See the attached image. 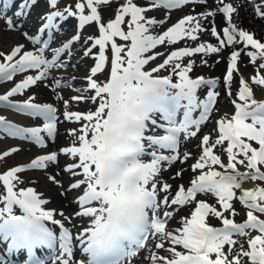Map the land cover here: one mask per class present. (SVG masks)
<instances>
[{"label": "snow or ice", "instance_id": "6c2138e0", "mask_svg": "<svg viewBox=\"0 0 264 264\" xmlns=\"http://www.w3.org/2000/svg\"><path fill=\"white\" fill-rule=\"evenodd\" d=\"M36 2L19 0L13 16H7L6 10L13 7L14 0H4L0 18L4 19L6 30H19L18 18L27 16ZM58 2L46 0L50 10L40 17L37 33L22 32L37 46L35 50H26L21 43L7 52L0 50V83L13 81L20 73L36 72L25 75L0 94V105L42 120V125L23 127L0 115V131L40 148L55 141L57 107L34 102L33 95L22 102L11 99L45 81L50 83H44V87H50L63 103L64 120L77 124L66 129L70 137L67 146L37 155L29 163L0 174L4 190L0 192V243L8 242L7 253L26 250L25 264H46L35 250L55 248L57 236L46 223L51 222L60 229V252L52 257V264H131V258L150 241H155L154 248L165 254L152 251L146 257L149 264H264V219L257 215L264 214V187H243L245 180L264 181V100H257L253 89V85L264 89V42L233 22L237 7L229 0H214V9L208 7V0H146L143 4L124 0L115 9L114 18L104 22L99 9L110 6L112 0H77L74 6L52 10ZM190 5L189 14L162 32L154 31L165 24L171 11ZM197 6L205 10L195 13ZM161 9L166 10L161 19L147 15ZM254 13L264 19V0L255 3ZM218 14H222L226 24L219 30L215 22ZM72 17L78 21L76 33L46 54L53 30L59 29L57 19L66 21ZM93 23L98 35L85 38L80 53L82 60L90 59L92 64L86 68L83 87L76 89L79 94L64 100L56 90L70 85L57 78L54 70L71 66L68 60L74 55L73 46L81 41L85 26ZM206 32L218 43H197L200 34ZM41 34L49 39L42 41ZM181 42L185 46L173 47ZM158 47L164 50L154 51ZM229 47L232 50L227 57L223 86L225 94L234 97L230 101L234 112L215 121V139L211 132L200 137L196 145L198 156L190 165L195 175L189 186L181 183L172 195V185L163 180L161 172L192 158V153L180 152L181 138L198 136L220 95L216 90L220 78L190 76L196 65L192 58L197 54H220ZM241 53L256 65L255 74L249 79L240 76L233 93ZM158 57L162 62L146 67ZM200 63L208 65L207 59ZM161 70L168 74L160 75ZM105 72L104 80H98ZM202 88L207 89L203 98L198 95ZM70 101L88 103L90 107L69 111ZM217 148L226 154V163L215 153ZM19 150H5L0 157ZM61 155L69 158L63 165L59 161ZM145 156L150 159L145 161ZM238 165L246 171L241 172ZM28 170L43 171L44 179L59 189L60 196L67 198L72 193L70 202L76 207L72 217L62 209L46 210L44 206L50 200L34 187L18 188L22 182L19 174ZM182 171H177L172 179L181 177ZM61 175L66 177V183L59 178ZM37 180L30 178V183ZM198 195L213 198L216 203L198 199ZM234 201L246 209L242 222L235 220L238 211ZM193 205L188 216L180 217L179 227H168L180 208ZM56 215L61 219H55ZM73 218L83 224L75 238L63 222L70 224ZM209 218L218 220L220 226L211 225ZM76 244L82 258L75 256ZM0 264L11 262L0 254Z\"/></svg>", "mask_w": 264, "mask_h": 264}, {"label": "rangeland", "instance_id": "374dc122", "mask_svg": "<svg viewBox=\"0 0 264 264\" xmlns=\"http://www.w3.org/2000/svg\"><path fill=\"white\" fill-rule=\"evenodd\" d=\"M44 1V0H43ZM249 3L247 4L248 8L250 6H253L254 3H260L261 0H246ZM77 2V0H61V4L59 5L60 9H64L67 5H73ZM124 0H112V4L110 6H101L100 12L102 15V20L104 22L111 19L114 15L115 9L118 7L119 4L123 3ZM138 4H143L146 2V0H136ZM230 2V1H229ZM19 1L14 0V5L11 9V12L6 14L7 16H13V12L15 10V5H17ZM232 3V2H231ZM208 6L211 8H216V3L214 0H208ZM202 6H197L194 9L195 13H199L201 11H204V8H201ZM57 9V8H56ZM190 11H192V6H185L180 10H173L170 13L169 19L165 22V24L158 26L154 31L159 33L163 30H166L167 27L171 26L173 23H175L179 18H181L185 14H189ZM48 12V10L45 9L43 3L41 1L38 2L37 6H34L31 13L27 16L18 18V22L21 25V28L17 31H8L6 30L4 19L0 18V50L3 51H9L11 47L15 46L17 43H21L25 45L26 50H35V47L33 44H31L23 35V31H28L31 33H37V26L41 24L40 17L45 15ZM166 10H158L154 12L147 13L148 16H155L158 19H161L165 16ZM221 16V14H218ZM15 19V18H14ZM238 19V12L233 15V22H235ZM59 25L58 30L53 31V38L51 39V47L47 50L46 54L51 53L52 48L59 46L62 41H65L67 38H70L72 35L76 33V18L72 17L68 20H60L59 18L56 21ZM217 27L219 24H216ZM253 33V32H252ZM98 35V28L95 23L85 26V28L82 30L81 33V41L73 46V57L68 60V63L71 65L67 68H62L59 70H54V74L57 78H61L64 81L71 82L69 87L63 88V89H57L56 92L60 93L62 95L64 100H68L69 97L73 95H78L79 93L76 92L77 88H81L84 85L83 78L86 75V68L92 64V61L90 59L82 60L80 53H81V44L83 43V40L87 38L88 36H96ZM254 37L255 34L253 33ZM261 40V42H264V36L261 38L255 37ZM41 40H45L44 34L41 35ZM120 42V41H118ZM199 42H205V43H212L217 44L218 41L215 37L211 35L210 32L202 33L200 34ZM191 43V42H188ZM185 46V42H181L180 44H177L173 47H181ZM194 46V45H192ZM243 45H240L242 47ZM163 47H158L154 51H163ZM232 50L231 47L226 48L222 53L220 54H211L208 57H202L201 54H197L194 59L196 61V65L194 66L193 71L190 73V76L192 78H195L197 76H204L205 78H220V84L217 87V91H219L220 95L218 97V101L215 104L214 111L212 113V116L210 117V120L201 127V131L198 133V136L195 138H189L184 139L181 138V146H180V152L183 153L184 151H188L192 153V158H189V160L181 164L179 161L174 163L171 167L167 168V170H162L161 176L163 180L167 181L169 184L172 185L171 193L172 195L175 194V191L177 190L178 186L183 183L186 187L190 183V178H192L195 174L191 172L190 165L194 163V157L198 156L199 149L196 147V145L200 141V137H202L205 134L212 133L213 139H215V132L213 129L215 128V121L225 113H227L229 116L233 114L234 107L232 103L230 102L231 99L234 97H229L225 94V89L223 86V76L226 74V63H227V57L230 54V51ZM65 59H68L65 57ZM202 59H207L208 65H202L200 62ZM219 60V63H216V61ZM162 62V58H157L155 62H152L151 65L158 64ZM185 63H187V58L185 59ZM238 68L239 71L237 73H234V83L232 91L235 93L237 91L236 87V81L239 79L240 76H243L245 79H249L252 75L255 74V68L256 65L251 64L249 62V58L244 54L241 53V57L238 60ZM27 74H36L35 70H30L28 73H22L17 74L13 81H5L3 83H0V94H4L7 90H9L11 87L14 86L15 83H18L21 79L24 78ZM107 75V73H104ZM168 72L161 70L160 75H167ZM98 79V78H97ZM99 80V79H98ZM173 81H176V77H173ZM44 83H50V81H45L43 83L38 82L36 86H31L29 89H26L24 93L17 94L13 96L16 99L24 100L29 95L35 96V101L38 103H51L55 107H57V116L59 117L58 122V132L61 130V135L63 136V140L61 143V146H67L70 141V137L66 134V129L75 128L77 127V124L65 121L62 112L64 111V106L62 101H58L56 99L55 93L51 90V88H45ZM254 89V97L257 100H264V89H261L259 86L253 85ZM206 88H202L199 90L198 95L203 98L206 93ZM90 105L88 103H77L74 101L69 102V111H84L88 109ZM91 107L94 109L95 105H91ZM218 110V111H217ZM0 115H3L7 119H12L14 121L22 122L23 124H26V126H36L37 124L42 125V120L40 119H33L31 117L27 118L23 113L16 112L14 109L6 108L3 105H0ZM198 115V113L194 114ZM47 140V137H46ZM8 148H19L20 150L13 153L11 156L3 157V159L0 162V171H5L6 169L23 163H29L31 159L35 158L37 154H47L52 151H57L61 147H57L53 145L51 141L47 142V147L40 148L36 146L35 144L29 142V141H22L17 137H9L6 133L3 131H0V154L7 150ZM216 154L221 155L222 159H224L225 163L226 161V154L220 150L219 148L214 150ZM165 154H169L168 152H165ZM69 158L65 156H60L59 161L60 164L63 165L66 161H68ZM145 161H148L147 158H144ZM238 168L241 172L246 171L244 166L238 165ZM182 171V176L177 177L175 179H172V177L175 175L177 171ZM48 171H53L52 168H49ZM22 178V182L18 185V188H24V187H34L39 193L43 194L44 198H47L50 200V203L45 205L44 207L46 209H62L69 217L73 216L74 211L76 210V207L73 203L70 201L72 200V193H69L67 198L62 197L58 194L59 189H57L55 186H52L50 183H48L44 179V172L40 170H28L24 173L19 174ZM30 178H38L36 183H30ZM60 179L64 180L66 183V177L61 175L59 177ZM250 183L252 187L254 186H261L264 187V181H250L245 180L243 182V187L245 188V185ZM247 189V188H245ZM3 191L2 186H0V192ZM161 195H164V193H161ZM237 195H239V191H237ZM198 199H208L209 203L215 204L216 201L213 198H206L203 195H198ZM234 207L237 209L238 214L235 216L236 221H240V219H246V209L243 205H241L238 201H234ZM1 206V204H0ZM176 207V206H173ZM192 207H182L180 208L174 215V218L170 221L168 224V227L170 229H174L175 227H179V220L180 217L188 216L190 214V211L192 210ZM17 213H19V210H16ZM227 215V213H226ZM258 216H260L261 219H264V214L257 213ZM55 217L61 219L59 215H56ZM66 226L71 228V232L73 237L75 238L76 234H78L83 224L79 219L73 218L71 220V223L69 224L67 221H63ZM208 222L213 225H218L219 221L215 218H209ZM72 225H75V227H71ZM155 241H150L147 246L140 250L139 254L134 257L131 260V264H149V261L146 259V257L149 256V254L152 251H158L160 254H165L160 250H157L154 248L153 244ZM5 243H0V254H3L5 257H7V253L5 251ZM75 243V241H74ZM79 245L76 244L74 247L75 256L77 258H82L83 253L82 251L77 252L76 248H78ZM48 262L46 264H52V257L55 255H59V253H50L47 254ZM10 261V260H8ZM11 264H14L11 262Z\"/></svg>", "mask_w": 264, "mask_h": 264}, {"label": "bare ground", "instance_id": "6f19581e", "mask_svg": "<svg viewBox=\"0 0 264 264\" xmlns=\"http://www.w3.org/2000/svg\"><path fill=\"white\" fill-rule=\"evenodd\" d=\"M230 2H232L234 4L235 7H237L238 9V19L234 22L236 23L238 26L242 27L244 30L249 31L250 33H254L255 37H259L262 39V37L264 36V19H260L257 18L255 16L254 13V5L250 6V8H248L247 4L249 3L246 0H229ZM209 7V6H208ZM203 8V7H201ZM211 8V7H209ZM215 22L216 24H219L218 26V30L222 28V26H226V24L224 23L222 14L217 15L215 17ZM252 33V34H253ZM258 39V38H257ZM237 47H240L237 46ZM65 141V139H63V136L61 135V130L59 133H57L55 141L52 142L53 145L57 146V147H62L61 143L62 141ZM40 155V154H37ZM35 155V156H37ZM245 188L249 189L252 188L251 184L248 183L245 185Z\"/></svg>", "mask_w": 264, "mask_h": 264}]
</instances>
